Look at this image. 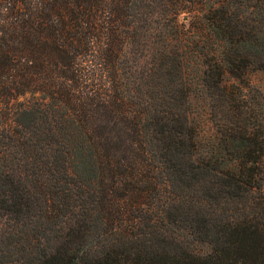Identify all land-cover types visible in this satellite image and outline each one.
Segmentation results:
<instances>
[{"label": "trees", "instance_id": "1", "mask_svg": "<svg viewBox=\"0 0 264 264\" xmlns=\"http://www.w3.org/2000/svg\"><path fill=\"white\" fill-rule=\"evenodd\" d=\"M255 69L264 0H0V264H264Z\"/></svg>", "mask_w": 264, "mask_h": 264}, {"label": "rangeland", "instance_id": "2", "mask_svg": "<svg viewBox=\"0 0 264 264\" xmlns=\"http://www.w3.org/2000/svg\"><path fill=\"white\" fill-rule=\"evenodd\" d=\"M248 79L252 86L257 88L263 95H264V69H255L252 70L249 75ZM191 102V116L194 119H201L205 122L204 126V138H206L211 130V124L206 119V103L202 100L195 92L190 96Z\"/></svg>", "mask_w": 264, "mask_h": 264}]
</instances>
